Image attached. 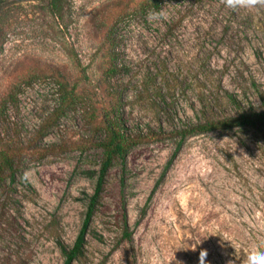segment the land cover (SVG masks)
<instances>
[{"label": "rangeland", "instance_id": "374dc122", "mask_svg": "<svg viewBox=\"0 0 264 264\" xmlns=\"http://www.w3.org/2000/svg\"><path fill=\"white\" fill-rule=\"evenodd\" d=\"M2 3L0 147L18 175L0 189V264H63L59 242L82 228L108 115L134 147L111 169L75 264L264 253V122L191 134L170 165L190 125L264 111V0H69L62 19L47 1Z\"/></svg>", "mask_w": 264, "mask_h": 264}, {"label": "trees", "instance_id": "16d2710c", "mask_svg": "<svg viewBox=\"0 0 264 264\" xmlns=\"http://www.w3.org/2000/svg\"><path fill=\"white\" fill-rule=\"evenodd\" d=\"M3 0H0V4ZM20 1H47V5L50 13L57 19H62L64 17L65 11L67 10V6L69 4V0H20ZM109 39L107 40L106 46H108L109 50V68L108 75H113L117 71V66L115 65L116 57L113 54L112 49L110 48ZM72 92L67 90L63 97V103H70L72 100ZM67 103V104H68ZM264 122V111L256 112L254 110L250 111V113L243 112L236 117L225 118L216 121H209L202 124H194L190 125L187 130H182L180 135L182 137V141L174 154L171 163L177 157L179 153L183 141L187 136L191 134H199L204 132L215 131L217 129L230 128L234 126H256L259 123ZM104 132L105 137L101 142V148L103 151L102 161L100 164V168L97 171L87 172L86 175L90 178H96V186L94 189V193L92 195H88L87 200V211L85 214V218L83 221L82 228L79 232V235L72 246H68L63 242H59V246L61 248L64 262L63 264H75L77 261H81L86 256V246H87V237L89 234V230L92 224V221L98 211V206L102 199V195L104 193L105 185L107 177L111 171V169L116 164H125L127 162L128 155L131 149L134 147V139L128 135L125 131L124 125L121 124L119 120H112L109 115L104 118ZM17 171L15 167V155L10 152L9 149L0 147V189H6L9 186L15 187L17 183ZM24 182H28L25 176H21ZM11 187V188H13ZM158 185L154 189L153 194L157 190ZM147 211V208L144 210V215ZM124 237L132 240V233L129 232V225L127 221V216H124Z\"/></svg>", "mask_w": 264, "mask_h": 264}, {"label": "clouds", "instance_id": "9594fccd", "mask_svg": "<svg viewBox=\"0 0 264 264\" xmlns=\"http://www.w3.org/2000/svg\"><path fill=\"white\" fill-rule=\"evenodd\" d=\"M256 2H257V0H225V5L228 8H231L233 10H237V9H241V8L254 7ZM150 18H152V17H150ZM228 240H230V239H228ZM205 256H206V254H205ZM203 260H204V258H203ZM200 264H202L201 258H200ZM230 264H232V262H230ZM247 264H264V253L250 255L247 259Z\"/></svg>", "mask_w": 264, "mask_h": 264}]
</instances>
